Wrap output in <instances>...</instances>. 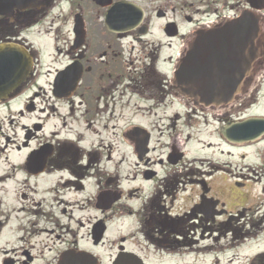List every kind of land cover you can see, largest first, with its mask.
Returning <instances> with one entry per match:
<instances>
[{"label": "flooded vegetation", "instance_id": "obj_1", "mask_svg": "<svg viewBox=\"0 0 264 264\" xmlns=\"http://www.w3.org/2000/svg\"><path fill=\"white\" fill-rule=\"evenodd\" d=\"M248 1L45 0L0 15V44L34 58L31 79L0 103L9 109L0 126V264L240 260L223 254L264 232V165L233 168L245 160L237 151L264 136L240 142L234 128L264 119L244 117L259 103L264 65L223 72L228 84L249 83L226 108H196L176 91L175 75L198 32L246 12L264 23V0L257 11ZM57 3L70 5L73 26L77 17L84 29L76 36L72 27L71 39L39 61L25 36ZM117 4L131 28H107ZM38 67L46 81L36 92L29 85ZM253 263L264 264V252Z\"/></svg>", "mask_w": 264, "mask_h": 264}, {"label": "water", "instance_id": "obj_2", "mask_svg": "<svg viewBox=\"0 0 264 264\" xmlns=\"http://www.w3.org/2000/svg\"><path fill=\"white\" fill-rule=\"evenodd\" d=\"M43 1L45 0H0V15H8L13 10H38L43 6ZM248 2L253 10L262 8L260 0ZM99 5L107 6L101 3ZM126 14L123 4L112 6L105 18L107 28H131L132 23L121 19ZM137 15L139 19L133 24H139L142 19L141 13L138 12ZM123 21L128 22L126 27L121 25ZM116 22L118 25L114 27ZM83 29L82 21L76 17L73 26L75 35L82 33ZM262 65L264 23L254 13L246 12L235 21L195 34L177 64L176 91L196 108H226L233 103L227 100L228 96L235 97L243 93L249 83L239 78L233 84H228L222 77L223 72L231 70V73L239 72L241 76L244 70L250 72L253 68L260 69ZM33 68L34 58L25 47L17 43L0 44V103L19 93L21 86L33 76ZM234 131L240 142L257 141L264 136V119L247 120L235 126Z\"/></svg>", "mask_w": 264, "mask_h": 264}, {"label": "rangeland", "instance_id": "obj_3", "mask_svg": "<svg viewBox=\"0 0 264 264\" xmlns=\"http://www.w3.org/2000/svg\"><path fill=\"white\" fill-rule=\"evenodd\" d=\"M58 3L56 4L57 7L55 6L56 8H54V10L49 11L48 15L41 20V23L36 28H33L25 36L28 43L32 45L33 49L37 52L40 58L39 61L44 56L49 57L52 55L51 54L52 46L54 45L60 46L63 44V42H66L67 39H71L70 32L73 27V15H71L72 8L70 7V5H65L64 3L58 5ZM92 27H94V24L92 25ZM158 27H159V23H154L152 25L151 28L154 34H156ZM153 37L156 38L157 35H154ZM153 37L149 39L152 40ZM44 61H50V60L46 59ZM53 67L56 66L54 65ZM36 71H37V76L31 81L29 87L31 90L33 88L32 91L39 92L38 87L42 86L43 83H45L46 79L43 76L44 70L42 72L40 67H38ZM30 92L26 93V95L21 99L12 103L9 106L11 111L19 109L21 104L23 103L22 101L25 100V98H27ZM7 110H9L8 107L0 108V126L4 125L2 122L3 120L5 121V124L7 123V118L5 117V112ZM247 115H256V116L264 117V88L258 105L247 111L244 117ZM237 154L239 156L243 155L244 157L243 159L245 160L244 162L238 164V166L234 165L233 173H236L235 171H238L237 169H240L248 165L252 166L253 168L256 167L259 168L260 166H262L261 164L264 165V162H262V157L264 156V141L260 143L251 144L249 147L245 149H240L239 151H237ZM242 173H245V171H242ZM247 187L249 188V184ZM255 188H257V186ZM262 199L264 201V196L262 197ZM254 240L255 241L251 243L250 248L248 247V245H243L239 248L240 250L238 251L236 247L233 248L231 247L232 253L223 254L226 262L233 257L236 258L239 257L240 260L235 264H250L253 257H255L257 254L264 252V232L260 233V235H258L257 238Z\"/></svg>", "mask_w": 264, "mask_h": 264}, {"label": "bare ground", "instance_id": "obj_4", "mask_svg": "<svg viewBox=\"0 0 264 264\" xmlns=\"http://www.w3.org/2000/svg\"><path fill=\"white\" fill-rule=\"evenodd\" d=\"M249 248H250V246H249Z\"/></svg>", "mask_w": 264, "mask_h": 264}]
</instances>
